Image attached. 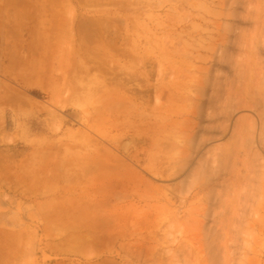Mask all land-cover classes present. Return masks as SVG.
I'll use <instances>...</instances> for the list:
<instances>
[{
  "label": "rangeland",
  "instance_id": "374dc122",
  "mask_svg": "<svg viewBox=\"0 0 264 264\" xmlns=\"http://www.w3.org/2000/svg\"><path fill=\"white\" fill-rule=\"evenodd\" d=\"M25 24L0 264H264V0H56V36Z\"/></svg>",
  "mask_w": 264,
  "mask_h": 264
},
{
  "label": "crops",
  "instance_id": "0c3cea01",
  "mask_svg": "<svg viewBox=\"0 0 264 264\" xmlns=\"http://www.w3.org/2000/svg\"><path fill=\"white\" fill-rule=\"evenodd\" d=\"M28 21L52 22L50 31L56 36V0H0V67L12 62L9 57L13 50L3 44L8 32L13 28H25Z\"/></svg>",
  "mask_w": 264,
  "mask_h": 264
},
{
  "label": "bare ground",
  "instance_id": "6f19581e",
  "mask_svg": "<svg viewBox=\"0 0 264 264\" xmlns=\"http://www.w3.org/2000/svg\"><path fill=\"white\" fill-rule=\"evenodd\" d=\"M27 69V68H26ZM33 78V77H32ZM39 78V77H38ZM40 79V78H39ZM31 80V79H30ZM38 80V79H37ZM45 82V81H44ZM40 83V82H39ZM42 84V83H41ZM34 85V84H33ZM42 85H44V84H42ZM43 87V86H42ZM43 89H45V87L43 88ZM206 113H204V112H198L196 115L201 119V120H204V117H206V116H211V114L209 113H207L206 115H205ZM214 115V114H213ZM213 115H212V117H213ZM215 116V115H214ZM215 118V117H214ZM213 118V119H214ZM201 127V129H203V130H207V131H209V132H212L211 134L212 135H216L217 134V132L218 131H220L221 130V132L222 133H224L225 131H226V128H220V126H218V125H202V122L201 123H199L198 124V127ZM126 147V146H125ZM199 147V145L197 146V148ZM153 164V163H152ZM97 165H99V164H97ZM96 174V173H95ZM94 175V174H93ZM149 252H151V251H149Z\"/></svg>",
  "mask_w": 264,
  "mask_h": 264
}]
</instances>
